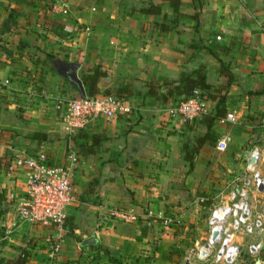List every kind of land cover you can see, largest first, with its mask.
I'll return each mask as SVG.
<instances>
[{
  "label": "crops",
  "instance_id": "0c3cea01",
  "mask_svg": "<svg viewBox=\"0 0 264 264\" xmlns=\"http://www.w3.org/2000/svg\"><path fill=\"white\" fill-rule=\"evenodd\" d=\"M71 65L80 79L105 70L97 94L126 110L69 134L59 102L82 96ZM196 69L207 111L183 122L167 109L184 95L167 83ZM262 119L264 0H0V264L21 252L26 264H186L246 152L264 156ZM37 152L73 165L62 229L20 213L21 157Z\"/></svg>",
  "mask_w": 264,
  "mask_h": 264
},
{
  "label": "built area",
  "instance_id": "2783aa9c",
  "mask_svg": "<svg viewBox=\"0 0 264 264\" xmlns=\"http://www.w3.org/2000/svg\"><path fill=\"white\" fill-rule=\"evenodd\" d=\"M216 38L219 40L220 36ZM205 103L202 92L195 89L183 99L170 103L167 111L183 122L191 121L206 113ZM59 108L69 134L85 128L91 120H108L126 110L118 97L106 93L65 97L59 102ZM224 120L233 121L234 115L227 113L221 119ZM261 126L264 133V119ZM226 146L225 139L217 141L218 150L223 151ZM21 161L28 169L21 216L31 224L62 229L67 206L73 199V165L52 163L42 152L23 155ZM227 188L226 200L221 198L210 208L205 240L185 256L186 264H264V156L258 146L246 152L243 172L234 175ZM167 220L165 224H169ZM241 235L252 240L240 243L236 237ZM58 250V243L53 242L52 253ZM244 252L253 260L241 261Z\"/></svg>",
  "mask_w": 264,
  "mask_h": 264
},
{
  "label": "trees",
  "instance_id": "16d2710c",
  "mask_svg": "<svg viewBox=\"0 0 264 264\" xmlns=\"http://www.w3.org/2000/svg\"><path fill=\"white\" fill-rule=\"evenodd\" d=\"M179 1L180 0H170L171 4L173 6H177L179 4ZM151 7L156 12L159 11V9H160L159 6L155 7V6L151 5ZM49 57L51 58V56H49ZM103 75H105V70L100 69L98 66H95V67L88 69L87 73H83V75L81 76V80L83 82V85L86 87V92H87L88 96H93V95H96L98 93L97 83H98L100 77ZM167 84L169 86L173 85L172 91L169 92V94L174 92L178 95H184V97L188 96L195 89H199L202 92L203 97H207L206 96V95H208L207 91H209V89L211 88V86L206 81L205 74L200 69H196L194 71V73L183 72L181 74V78L177 84H173V82L167 83ZM121 88H122L121 89L122 93L128 92L127 85H123V87H121ZM107 94H111V93H107ZM111 95H113V94H111ZM195 119H193V120H195ZM193 120H191V121H193ZM185 122H188V121H185ZM92 141L94 142V144H96V142H98V140L96 138H93ZM26 262H27V256H26L25 252H21L16 257V259L14 260V262L12 264H26Z\"/></svg>",
  "mask_w": 264,
  "mask_h": 264
},
{
  "label": "water",
  "instance_id": "95a60500",
  "mask_svg": "<svg viewBox=\"0 0 264 264\" xmlns=\"http://www.w3.org/2000/svg\"><path fill=\"white\" fill-rule=\"evenodd\" d=\"M65 74L73 83H75L77 85L81 95L85 96L86 93L84 91L82 81L79 78V76L77 75V65H71V67L67 71H65ZM95 243H96L95 236H90L87 239H84L82 244L83 245H90V244H95Z\"/></svg>",
  "mask_w": 264,
  "mask_h": 264
},
{
  "label": "rangeland",
  "instance_id": "374dc122",
  "mask_svg": "<svg viewBox=\"0 0 264 264\" xmlns=\"http://www.w3.org/2000/svg\"><path fill=\"white\" fill-rule=\"evenodd\" d=\"M209 214H210V211H209ZM207 229H208V225L202 226V227H200V229H198L197 234L200 235L199 236L200 238L198 239L197 243L195 245H193V248L192 249H196L200 244H202L204 242L205 237H206ZM236 240L239 241L240 243H247L248 241H251L252 238L241 235V236L236 237ZM190 251H188V254H189ZM245 259H249L250 261H252L253 260V257H250L247 252H244L242 254L240 260L242 261V260H245Z\"/></svg>",
  "mask_w": 264,
  "mask_h": 264
}]
</instances>
